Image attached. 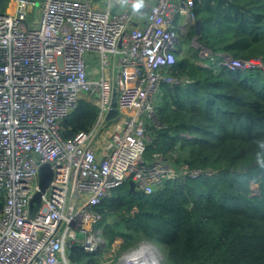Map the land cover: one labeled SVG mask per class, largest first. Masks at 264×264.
<instances>
[{
    "label": "built area",
    "instance_id": "built-area-1",
    "mask_svg": "<svg viewBox=\"0 0 264 264\" xmlns=\"http://www.w3.org/2000/svg\"><path fill=\"white\" fill-rule=\"evenodd\" d=\"M14 2V13H0V264H75L67 254L74 244L96 253L97 264H110L103 262L96 206L112 190L132 180L134 191L150 196L165 182L214 174L159 155L144 162L145 122L155 121L160 87L183 82L173 67L178 31L193 26L192 0H145L143 12L133 10L135 0H108L102 9L89 0H44L35 23L27 21L35 0ZM88 56L97 61L98 80L88 78ZM220 62L264 75L258 59L223 56ZM97 93L94 126L63 139L65 117L79 99ZM112 93L118 117L106 121ZM117 121L119 128L98 146L100 133ZM44 163L52 180L30 217ZM147 246L155 249L142 244L115 264H150Z\"/></svg>",
    "mask_w": 264,
    "mask_h": 264
},
{
    "label": "trees",
    "instance_id": "trees-1",
    "mask_svg": "<svg viewBox=\"0 0 264 264\" xmlns=\"http://www.w3.org/2000/svg\"><path fill=\"white\" fill-rule=\"evenodd\" d=\"M192 15L202 24L197 43L212 57L192 47L176 55L173 75L183 82L160 87V128L145 122L144 162L177 150L182 156L169 164L214 174L165 182L150 196L130 193L125 182L96 206V228L117 252L153 244L162 264H264V75L216 66L223 56L264 65V0H192ZM96 101H77L62 122L63 139L90 131ZM3 201L0 193V210ZM67 254L72 263L97 264L96 253L75 244Z\"/></svg>",
    "mask_w": 264,
    "mask_h": 264
},
{
    "label": "rangeland",
    "instance_id": "rangeland-1",
    "mask_svg": "<svg viewBox=\"0 0 264 264\" xmlns=\"http://www.w3.org/2000/svg\"><path fill=\"white\" fill-rule=\"evenodd\" d=\"M33 19V16L32 15H28L27 16V21H31ZM183 18L182 17H178L177 21H182ZM190 23L191 22H188L185 27L181 28L179 31H178V37H177V44H176V47L179 48L180 52H179V57H182L184 54H185V51L192 47L194 50H198L199 54H200V57L201 58H204L206 59L207 57H212L211 54H209V51L205 48H200L199 44L197 43L194 37V35H189V31H190ZM228 57V56H227ZM95 58V57H94ZM211 60V58H210ZM208 65L209 67V64L207 63V61H204V60H197V61H194L195 64L197 65H200V66H203L205 63ZM87 64H88V68H92L93 65L90 64L89 62V59H87ZM205 64V65H206ZM223 64H221V62H218L216 64V66H221ZM95 69L98 67V65H95ZM161 95V94H160ZM99 96V93L96 94V98H98ZM155 117V116H154ZM155 124L154 127L156 128H160V124L159 122L157 123V120L155 119V121L153 122ZM106 128V127H105ZM107 130L104 129L103 132H101V134L105 133ZM182 156V154L179 152V151H172V154L171 155H168L165 157V159H169V160H173V159H178V157ZM253 188H255V185L253 186ZM146 245V244H149L148 242H144V243H141L139 244L138 246L134 247V248H131V251H136L138 250V247L140 245ZM152 245V244H151ZM155 247V246H154ZM130 250V249H129ZM158 255L160 256V258L162 257V254L161 252L155 247L154 249ZM127 251V250H126ZM124 252V251H122ZM122 252H117V250L115 249H108L107 248V251L104 252L103 256H104V259H103V262L107 261L109 262L110 261V264H115L117 258L121 255Z\"/></svg>",
    "mask_w": 264,
    "mask_h": 264
},
{
    "label": "water",
    "instance_id": "water-1",
    "mask_svg": "<svg viewBox=\"0 0 264 264\" xmlns=\"http://www.w3.org/2000/svg\"><path fill=\"white\" fill-rule=\"evenodd\" d=\"M44 0H35L37 5H40ZM95 1V0H93ZM149 4L146 3V7H144L145 9H148ZM144 8H141L139 11L142 12ZM193 27H194V37L197 41V38L200 34V30L202 28V24L200 20H195L193 22ZM98 102H96V106L98 107ZM118 117V111L116 109V103H115V97H114V93H112V97H111V108L110 110L107 112L106 116H105V120L109 121V120H115ZM52 176H53V171L51 168V165L49 163H44L41 164L38 167V190L35 192V194L31 197L30 201H29V205H28V209H29V215L30 217H32L35 212L39 209L40 207V199H41V195L44 193V191L46 190V188L48 187L49 183L52 180ZM127 184L129 186V192L133 193L134 192V183L132 180L127 181ZM81 237V235H79Z\"/></svg>",
    "mask_w": 264,
    "mask_h": 264
},
{
    "label": "crops",
    "instance_id": "crops-1",
    "mask_svg": "<svg viewBox=\"0 0 264 264\" xmlns=\"http://www.w3.org/2000/svg\"><path fill=\"white\" fill-rule=\"evenodd\" d=\"M89 1L93 4L94 7L100 8V9L104 8L106 6V3L108 2V0H95V1L89 0ZM0 3H1V7H2L0 12H2V13H14V11H15L14 0H0ZM39 10H40V5H36V6L28 9V15L30 14L33 16L34 23L37 21ZM87 59H89L90 64L93 65L92 68H88V78L90 80H93V81L98 80L101 77V72H100L98 67L95 69V67H96L95 65H97L96 59L93 56H88ZM120 125H121L120 121L109 123L106 126V128H107L106 132L103 134L100 133V135L98 136V140H97L98 146L101 147L102 143H105L106 138L114 130H117Z\"/></svg>",
    "mask_w": 264,
    "mask_h": 264
},
{
    "label": "bare ground",
    "instance_id": "bare-ground-1",
    "mask_svg": "<svg viewBox=\"0 0 264 264\" xmlns=\"http://www.w3.org/2000/svg\"><path fill=\"white\" fill-rule=\"evenodd\" d=\"M145 253L151 258V263L150 264H158L157 260L159 258L158 253L154 250L153 247L147 246L145 249Z\"/></svg>",
    "mask_w": 264,
    "mask_h": 264
},
{
    "label": "clouds",
    "instance_id": "clouds-1",
    "mask_svg": "<svg viewBox=\"0 0 264 264\" xmlns=\"http://www.w3.org/2000/svg\"><path fill=\"white\" fill-rule=\"evenodd\" d=\"M146 7L145 0H135L133 4V10L134 11H139L141 8Z\"/></svg>",
    "mask_w": 264,
    "mask_h": 264
}]
</instances>
